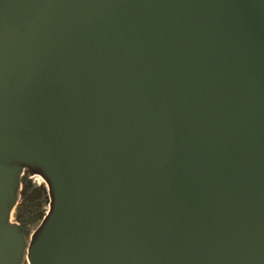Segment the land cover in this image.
Listing matches in <instances>:
<instances>
[{"label": "water", "instance_id": "95a60500", "mask_svg": "<svg viewBox=\"0 0 264 264\" xmlns=\"http://www.w3.org/2000/svg\"><path fill=\"white\" fill-rule=\"evenodd\" d=\"M26 254L264 264V0H0V264Z\"/></svg>", "mask_w": 264, "mask_h": 264}, {"label": "flooded vegetation", "instance_id": "af4514ba", "mask_svg": "<svg viewBox=\"0 0 264 264\" xmlns=\"http://www.w3.org/2000/svg\"><path fill=\"white\" fill-rule=\"evenodd\" d=\"M29 185L30 186L26 190L25 195H23L22 200L16 209V218L21 221L22 226L27 225L31 227L29 223H32V221L36 220L37 218H39L40 215L43 214L44 206L43 208H41L42 201L40 199L42 196V191L39 189H34L30 183ZM34 192L35 193L38 192L39 195H35ZM32 194L34 195L33 196L34 199L29 200L28 197ZM36 207L41 208V210L40 209L36 210ZM23 264H28V262L24 260Z\"/></svg>", "mask_w": 264, "mask_h": 264}, {"label": "bare ground", "instance_id": "6f19581e", "mask_svg": "<svg viewBox=\"0 0 264 264\" xmlns=\"http://www.w3.org/2000/svg\"><path fill=\"white\" fill-rule=\"evenodd\" d=\"M27 178H28V182L32 185V187L34 189L41 190L42 191V194L44 195V199H43L44 210H43V215H42L43 216L42 219H44L47 216V213L50 211V202H51V199H50V195H49V187H48L47 183L45 182V180L40 175H38V174L29 175V176H27ZM21 200H22V198L19 197L17 203L19 204L21 202ZM15 209H17V207ZM15 209H14V211L16 212ZM14 211H13V215H12V222H15L17 225H20L18 223L17 218H16V214L14 216ZM40 222H41V220H40ZM40 222L38 224H40ZM28 263L30 264L29 261H28Z\"/></svg>", "mask_w": 264, "mask_h": 264}, {"label": "rangeland", "instance_id": "374dc122", "mask_svg": "<svg viewBox=\"0 0 264 264\" xmlns=\"http://www.w3.org/2000/svg\"><path fill=\"white\" fill-rule=\"evenodd\" d=\"M43 199H44V196H43V194H42L41 199H40V200L42 201V207H41V208H43V206H44V205H43V204H44V203H43ZM34 208H35V206H34ZM41 208L36 207V210H37V209H40V210H41ZM15 214H16V212L14 211V216H15Z\"/></svg>", "mask_w": 264, "mask_h": 264}]
</instances>
